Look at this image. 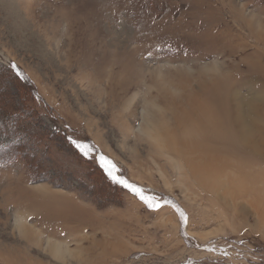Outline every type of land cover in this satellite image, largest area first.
I'll list each match as a JSON object with an SVG mask.
<instances>
[{
	"label": "rangeland",
	"instance_id": "1",
	"mask_svg": "<svg viewBox=\"0 0 264 264\" xmlns=\"http://www.w3.org/2000/svg\"><path fill=\"white\" fill-rule=\"evenodd\" d=\"M0 264H264V0H0Z\"/></svg>",
	"mask_w": 264,
	"mask_h": 264
},
{
	"label": "bare ground",
	"instance_id": "2",
	"mask_svg": "<svg viewBox=\"0 0 264 264\" xmlns=\"http://www.w3.org/2000/svg\"><path fill=\"white\" fill-rule=\"evenodd\" d=\"M236 102H237V100H236ZM241 103L238 101V104H237L238 105V108H237V111L235 113L237 115L238 122L241 123V126H238L239 129H240V133H239L240 135L239 136H240V140L241 141H248L249 142V140L252 139V137H253L251 134H252L253 128H254L253 126H254V119L255 118H253V116H251V113L250 112L248 114H246V113L244 114V112H243L244 110H242V108H241L242 105L240 106ZM249 105L252 106L251 103ZM253 107H255V105ZM177 148H178L177 149L178 153L183 156V155H185L188 152H190V154L191 153H195L196 154V152H199L197 150L200 147L199 148H192V147L190 148L187 145H185L184 147H181L180 146V147H177ZM213 162H209V163H210V165L212 163V168H213L212 169V172H214V174H218L217 176H219L221 174L224 175L225 173L226 174L228 173V169H229L228 167L230 166V164H228L226 166H223V167H219V168L216 167V168H214L215 165H214Z\"/></svg>",
	"mask_w": 264,
	"mask_h": 264
},
{
	"label": "snow or ice",
	"instance_id": "3",
	"mask_svg": "<svg viewBox=\"0 0 264 264\" xmlns=\"http://www.w3.org/2000/svg\"><path fill=\"white\" fill-rule=\"evenodd\" d=\"M77 147H80V145L78 144ZM101 159H103V157H101ZM109 176H112V172L109 171L108 172ZM114 180H117L119 183H122L126 188H129L130 190H132L133 192L139 194L140 190L136 187H134L132 184H129L127 181L125 180H120L119 178L113 176ZM142 200H145V198L143 196L140 197ZM145 202L148 204V207L152 208V207H159V204H153L151 201L145 200ZM181 215L183 216V212L181 213Z\"/></svg>",
	"mask_w": 264,
	"mask_h": 264
},
{
	"label": "trees",
	"instance_id": "4",
	"mask_svg": "<svg viewBox=\"0 0 264 264\" xmlns=\"http://www.w3.org/2000/svg\"><path fill=\"white\" fill-rule=\"evenodd\" d=\"M33 96H34V95H33ZM37 97H38V96H34V98H37ZM5 107H6V106H5ZM23 107H25V106H24V105L22 106V110L24 109ZM10 108H12V107H10ZM14 108H15V107L13 106V109H11V110H13V111L16 112V113H18L19 111H21V110H20L21 108H19V107H18V108H15V109H14ZM12 115H17V114H12ZM7 117L10 118L9 115H8Z\"/></svg>",
	"mask_w": 264,
	"mask_h": 264
}]
</instances>
